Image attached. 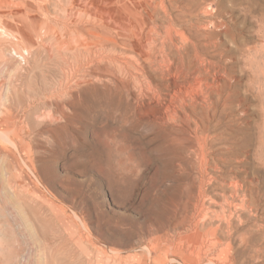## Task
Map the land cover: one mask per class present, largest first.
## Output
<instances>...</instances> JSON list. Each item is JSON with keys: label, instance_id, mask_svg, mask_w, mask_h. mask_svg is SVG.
Wrapping results in <instances>:
<instances>
[{"label": "rangeland", "instance_id": "obj_1", "mask_svg": "<svg viewBox=\"0 0 264 264\" xmlns=\"http://www.w3.org/2000/svg\"><path fill=\"white\" fill-rule=\"evenodd\" d=\"M152 1L0 0V264H264V0Z\"/></svg>", "mask_w": 264, "mask_h": 264}, {"label": "bare ground", "instance_id": "obj_2", "mask_svg": "<svg viewBox=\"0 0 264 264\" xmlns=\"http://www.w3.org/2000/svg\"><path fill=\"white\" fill-rule=\"evenodd\" d=\"M147 1H148V0H147ZM151 1H152V0H151ZM156 1H158V0H155L154 2H156ZM171 1H172V0H170V2H171ZM152 2H153V1H152ZM101 3H102V2H101ZM158 3L160 4V6L163 7L164 2H163L162 0H159ZM171 3H172V2H171ZM150 4H151V3H150ZM153 4H154V3H153ZM188 4H189V3H188ZM188 4H186L185 6L182 5L181 7H182V8L184 7V9H185L186 6L189 7ZM155 5H156V4H155ZM175 5H176V4H175ZM175 5H174V6H175ZM177 5H178V4H177ZM192 5H193V4H192ZM160 6H159V7H160ZM164 6H165V5H164ZM162 7H161V8H162ZM176 7H177V6H176ZM178 7H179V5H178ZM181 7H180V8H181ZM148 8H149V7H148ZM150 8H151V7H150ZM164 8H165V7H163L162 10H163ZM151 9H153V8H151ZM153 10H154V9H153ZM176 10H178V12H179V9H176ZM180 11H181V10H180ZM181 13H184V12L181 11ZM181 13H180V15H182ZM167 14H168V13H167ZM167 14H166V15H167ZM203 14H204V13H203ZM184 15H185V13H184ZM186 15H188V14H186ZM186 15H185V16H186ZM167 16H168V15H167ZM192 16H194V15H192ZM196 17H197V16H196ZM192 18H193V17H192ZM178 19H179V17H178ZM185 19H186V18H185ZM187 19H188V18H187ZM176 20H177V18H176ZM188 20H189V19H188ZM188 20H187V21H188ZM196 20H197V19H196ZM183 21H185V20H183ZM187 21H185V22H187ZM200 21L203 22L202 20H200ZM204 22H205V21H204ZM263 22H264V20H263ZM170 23H171V22H170ZM188 23H189V24H188ZM188 23H187V24L190 25V27H191V25H194V24H195V25L192 26V27L197 28V30H203V31H204L205 29H207L205 25H202L201 23H195V22H192V20H190V22L188 21ZM193 23H194V24H193ZM180 24H181V23H180ZM183 24H186V23H183ZM183 24H182V25H183ZM187 24H186V25H187ZM154 25H155V24H154ZM182 25H181V26H182ZM222 25H224V24L222 23ZM222 25L220 24L219 26H222ZM168 26L170 27V25H168ZM173 27H174V25H173ZM183 27H184V26H183ZM185 27H187V26H185ZM217 27H218V26H217ZM167 28H168V27H167ZM164 29H165V27H164ZM164 29H163V30H164ZM174 29H175V27H174ZM176 29H177V28H176ZM176 29H175V30H176ZM187 29H189V27H188ZM190 29H191V28H190ZM190 29H189V30H190ZM192 29H193V28H192ZM167 30H168V29H167ZM172 30H173V28H172ZM180 30L182 31V29H180ZM197 30H196V31H197ZM207 30H208V29H207ZM178 31H179V29H178ZM181 31H180V33H181V39H180V42H181V40H182L181 43L183 44V43H186V41H189L190 39L188 40L189 37H185V35H187V34H184V35H183L182 32L184 33V31H182V32H181ZM156 32H157V31H156ZM197 32H198V31H197ZM154 33H155V32H154ZM176 33L178 34L179 32H176ZM176 33H175V34H176ZM203 33H204V32H203ZM203 33H202V34H203ZM209 33H210V32H209ZM151 34H152V33H151ZM156 34H157V33H155V35H156ZM158 34H159V32H158ZM175 34H174L173 38L175 37ZM205 34H206V33H205ZM205 34H204V35H205ZM159 35H160V34H159ZM159 35H158V36H159ZM164 35H166V34H164ZM169 35H170V34H169ZM208 35H209V34H208ZM166 36H167V35H166ZM205 36H206V35H205ZM156 37H157V35H156ZM169 37H170V36H169ZM177 37H179V35H178ZM190 37H191V35H190ZM170 38H171V37H170ZM182 38H185V40L182 39ZM205 38H206V37H205ZM205 38H204V39H205ZM159 39H160V38H159ZM162 39H163V37H162ZM162 39H161V41H163ZM171 39H172V38H171ZM208 39H209V37L207 38V40H208ZM151 40H152V37H151ZM157 40H158V38H157ZM165 40H166V39H165ZM165 40H164V42H165ZM172 40H174V39H172ZM207 40H206V41H207ZM159 41H160V40H159ZM166 41H167V40H166ZM192 41H193V40H191L190 43L188 42L189 45L192 44ZM212 41H213V40H212ZM212 41H211V42H212ZM172 42H174V41H172ZM175 42L177 43V39H175ZM175 42L172 43V44H173V45H176ZM211 42H210V44H212ZM157 43H158V42H157ZM161 43H162V42H161ZM166 43H167V42H165V44H166ZM168 43H169V42H168ZM170 43H171V42H170ZM170 43H169V44H170ZM188 43H186L187 45H186V44H185V45L188 46ZM196 43H197V42H196ZM196 43H194V41H193V44H194V45H195ZM203 43H204V44H202V45H205L206 42H204V40H203ZM215 43H216V42H215ZM153 44H156V42L153 43ZM159 44H160V43H159ZM162 44H163V43H162ZM197 44H198V43H197ZM213 44H214V43H213ZM150 45H151V44H150ZM150 45H149V46H150ZM166 45H168V44H166ZM183 45H184V44H183ZM185 45H184V46H185ZM198 45H199V44H198ZM207 45H209V44H206V46H207ZM106 46H107V45H106ZM152 46H154V45H152ZM152 46H151V48H153ZM156 46H157V45H156ZM156 46H154V47H156ZM163 46H164V45H162V47H163ZM184 46H183V47H184ZM192 46H193V45H191V47H192ZM195 46H196V45H195ZM206 46H205V47H206ZM165 47H167V46H165ZM170 47H171V46H170ZM172 47H173V49H174V46H172ZM176 47H177V46H176ZM180 47H182V45H181ZM180 47H179V48H180ZM183 47H182V48H183ZM189 47H190V46H188V48H189ZM207 47H208V46H207ZM144 48H145V47H144ZM151 48H150V49H151ZM160 48H161V47H160ZM160 48H159V49H160ZM168 48H169V47H168ZM179 48H177V49L179 50ZM184 48L187 50V47H184ZM193 48H194V46H193ZM150 49H149V50H150ZM161 49H162V48H161ZM185 49H183V50H185ZM195 49L198 50L196 47H195ZM195 49H194V50L192 49V50H193V53H194ZM147 50H148V49H147ZM151 50H152V49H151ZM162 50H165V49L163 48ZM169 50H172V49L169 48ZM186 50H185V51H186ZM155 51H156V50H155ZM174 51H175V49H174ZM181 51H182V50L180 49V53H177L178 51L176 52V54H175L174 52H173V53H174V55H177L179 58H181V60H183V57H184V56L181 57V56H182V55H180V54L182 53ZM187 51H188V50H187ZM145 52H148V51H145ZM169 52H170V51H169ZM195 52H196V53H195V56H196V54H198L199 51H198V52L195 51ZM153 53H154V52H153ZM161 54H162V53H161ZM165 54H166V53H164V55H165ZM167 54H168V53H167ZM167 54H166L165 56H168ZM170 54H171V53H169V55H170ZM152 55H153V54H152ZM187 55H188V54H187ZM193 55H194V54H193ZM162 56H163V55H161V58H162ZM189 56H190V55H189ZM197 56H198V55H197ZM146 57H147V56H145L144 58H146ZM159 57H160V56H159ZM159 57H158V58H159ZM178 57H177V58H178ZM186 57H187V56H186ZM190 57H191V59H192V58L194 59V57H192V56H190ZM153 58H154V57H153ZM156 58H157V57H156ZM161 58H160V59H161ZM172 58H174V57H172ZM179 58H178V59H179ZM196 58H198V57H196ZM196 58H195L194 60H193V59H192V60L189 59V60H190V63H192L191 61H194L195 64H196V63H197V62H196V61H197ZM101 59H102V58H101ZM147 59H149V58L147 57ZM166 59H167V58H166ZM168 59H169V58H168ZM178 59H176L177 63H179L178 61L180 60V59H179V60H178ZM187 59H188V58H187ZM162 60H164V59H162ZM162 60H161V61H162ZM169 60L171 61L172 59L170 58ZM174 60H175V59H174ZM203 60H205V59H203ZM123 61H124V60H123ZM148 61H150V60H148ZM153 61H154V59H153ZM159 61H160V60H159ZM167 61H168V60H167ZM172 61H173V60H172ZM201 61H202V60H201ZM201 61H200V62H201ZM157 62H158V61H157ZM164 62H165V61H164ZM168 62H169V61H168ZM168 62H167V63H168ZM174 62H175V61H174ZM184 62H185V61H184ZM184 62H182V63H184ZM194 62H193V63H194ZM203 62H204V61H202V63H203ZM205 62L208 63V61H205ZM205 62H204L203 64L200 63V65L202 64L203 67H204ZM209 62H210V61H209ZM211 62H212V61H211ZM112 63H113V62H112ZM150 63H151V61H150ZM150 63H149V64H150ZM152 63H153V62H152ZM169 63H171V62H169ZM177 63L175 64V66H177V68H178V64H177ZM180 63H181V62H180ZM180 63H179V64H180ZM190 63H189V61H188L187 64L190 65ZM193 63H192V64H193ZM213 63H214V62H213ZM119 64H120V63H119ZM126 64H128V63H126ZM165 64H166V63H165ZM171 64L173 65V62H172ZM171 64H170V65H171ZM121 65H122V64H121ZM161 65H162V64H161ZM170 65H169V66H170ZM181 65H182V64H180L179 66H181ZM200 65H199V66H200ZM202 65L200 66L201 69L203 68ZM216 65H217V64L212 65V66H215V67H212L211 65H209V66L212 67L213 70H214V68L219 67V66H216ZM122 66H123V65H122ZM125 66H126V65H125ZM128 66H129V65H128ZM157 66H159V64H158ZM169 66H168V67H169ZM173 66H174V65H173ZM194 66H196V65H194ZM197 66H198V64H197ZM197 66H196V67H197ZM130 67H131V66H130ZM170 67H171V66H170ZM185 67H186V66H185ZM187 67H188V66H187ZM187 67H186V68H187ZM134 68H135V67H134ZM134 68H133V69H134ZM159 68H162V67H159ZM165 68H166V65H165ZM171 68H172V67H171ZM182 68H183V70H182ZM182 68L180 69V72H181V70H182V72H183L184 69H186V68H184V67H182ZM212 68H211V71H213ZM221 68H222V67H221ZM120 69H121V68H120ZM153 69H154V68H153ZM162 69H163V68H162ZM166 69L168 70L169 68H166ZM166 69H164V70L166 71ZM173 69H175V68L173 67ZM178 69H179V68H178ZM190 69H191V68H190ZM204 69H205V68H204ZM218 69H219V68H218ZM218 69H217V70H218ZM169 70H170V69H169ZM169 70H168V72H169ZM175 70H176V69H175ZM175 70H174V71H175ZM199 70H200V69H199ZM205 70H206V69H205ZM134 71H135V70H134ZM172 71H173V70H172ZM186 71H187V69H186ZM186 71H184V72L186 73ZM188 71H189V69H188ZM196 71H198V69H197ZM206 71H207V70H206ZM209 71H210V70H209ZM221 71H222V70L220 69V72H221ZM125 72H126V71H125ZM139 72H141V71L139 70ZM139 72H138V73H139ZM216 72H218V71H216ZM224 72H225V70H224ZM160 73H161V72H160ZM160 73H159V74H160ZM202 73H203V70H202ZM214 73H215V72H214ZM225 73L227 74V72H225ZM131 74H133V73H131ZM161 74H162V73H161ZM161 74H160V75H161ZM166 74H167V71H166ZM170 74L172 75L173 72H170L169 75H170ZM186 74H187V73H186ZM195 74H199V76L201 75V74H200V71H199V73L196 72ZM204 74H205V73H204ZM206 74H207V73H206ZM206 74H205V75H206ZM209 74H211V73L209 72L208 75H209ZM215 74H216V73H215ZM127 75H128V74H127ZM164 75H165V74H164ZM171 75H170V76H171ZM174 75H175V74H174ZM162 76H163V75H162ZM192 76H194V73L192 74ZM195 76L197 77V75H195ZM199 76H198V78L195 77V79H194L195 82H193V83H195L196 85H198V84L201 85V83H202L203 81L206 82V80L199 79V78H201V77H199ZM211 76H212V75H210L209 77H211ZM214 76H215V75H214ZM216 76H217V75H216ZM226 76H227V75H226ZM126 77H127V76H126ZM177 77H179V75H178ZM184 77H185V76H184ZM184 77H182V75H180V78H184ZM203 77H205V76L202 74V78H203ZM221 77H222V76H221ZM167 78H168V77H167ZM206 78H207V76H206ZM212 78H213V77H212ZM227 78H229V77H227ZM127 79H128V77H127ZM169 79H170V77H169ZM171 79H172V78H171ZM209 79H211V78H209ZM209 79H208V80H209ZM219 79H221V78H219ZM173 80H174V78H173ZM173 80H172V81H173ZM181 80H182V79H181ZM188 80H189V79H188ZM200 80H202V81H200ZM208 80H207V81H208ZM211 80H212V79H211ZM211 80H210V81H211ZM216 80H218V79H216ZM135 81H136V80H135ZM175 81H176V80H175ZM189 81H190V80H189ZM213 81H214V80H213ZM219 81H220V80H219ZM200 82H201V83H200ZM216 82H217V81H216ZM137 83H139V82H137ZM191 83H192V82H191ZM203 83H204V82H203ZM203 83H202V84H203ZM208 83H210V82L208 81ZM208 83H207V84H208ZM131 84H132V83H131ZM173 84H174V83H173ZM181 84H182V83H181ZM184 84H185V83H183V85H184ZM186 84H187V83H186ZM188 84H190V83L188 82ZM207 84H206L205 87H207ZM213 84H215V82H214ZM169 85H170V84H169ZM200 85H199V86H200ZM223 85H224V83H223ZM184 86H186V85H184ZM184 86H183V87H184ZM189 86H190V85H189ZM192 86H193V84H192ZM194 86H195V85H194ZM202 86H204V85H202ZM202 86H201V87H202ZM215 86H216V84H215ZM215 86L209 84L208 87H209V89L211 88V91L208 90L209 92H207V93L210 94V92H211V93H212V92H214V93L216 92L215 94L219 97V93H221V91L218 93L219 90H217ZM219 86H221V85H219ZM219 86H217V88H218ZM181 87H182V85H181ZM201 87H200L199 89H201ZM205 87H204V88H205ZM208 87H207L206 89H208ZM169 88H170V87H169ZM175 88H176V87H175ZM195 88H196V86H195ZM195 88L192 87V89H195ZM219 88H220V87H219ZM221 88H222V87H221ZM139 89H140V88H139ZM151 89H153V88H151ZM190 89H191V86H190V88H183V90H182V88H181L180 90L178 89L180 92H179V94L177 93L178 95H177L176 97H174V99L172 98V95H171L170 91H168V89L166 90V91H168V92L170 93V95H171V97H170L171 100H170V101L167 100V101H169L170 103H171V101H172V103H173V100H174L177 104L175 103V105H171V106H172L171 108H170V107H169V108H168V107L165 108L166 110L164 111V108H163V107L166 106V103H164L165 106L162 107V108H163V111H164V113H162V114H164V115L161 114V115L163 116V118H161V120L163 121L164 119H168V118H169L171 121H176V120L178 119V121H176V122L178 123V125H177V123L175 124V126L177 125L178 127L176 126L175 130H179V131H182V132L185 131V130H184V125H185V124H186L187 126H189L190 123H193V125H194V126H193V127H194V130H191V131H193V133L195 134V135H193V136L196 137L197 144H198V147H199V148H198V149H199L198 151L200 152V151L205 150V149H203V148L205 147V145L207 144V141H208V139H207V137H206L205 135L200 134V132H201L206 126H205V125H200V124H199V121L197 122V120H195L194 115L197 114V112H198L199 109H201V110H202V109H205L203 103L206 104L207 102H205V101H207V100H208L209 98H211V97L208 98L209 95L206 94V97H205V96L203 97L204 99H202V98L200 99L199 96H197L196 94H193V95L196 96V98L198 97V98L200 99L201 102H198V100H191L190 97H188L189 94H190V92H191ZM196 89H197V88H196ZM196 89H195V90H196ZM199 89H197V90H199ZM206 89H203V88H202L201 90H202V91H203V90L206 91ZM154 90H155V88L152 90V92H153ZM156 90H157V89H156ZM156 90H155V91H156ZM176 90H177V89H176ZM195 90H194V92L197 91V90H196V91H195ZM222 90H223V89H222ZM149 91H150V90H149ZM155 91H154V92H155ZM192 91H193V90H192ZM202 91H198V92H200V93H198V94H201ZM154 92H153V93H154ZM156 92H157V91H156ZM156 92H155V93H156ZM173 92H174V91H173ZM175 92H176V91H175ZM177 92H178V91H177ZM150 93H151V92H150ZM153 93H151V95H152ZM158 93H159V92H158ZM169 93H168V95H169ZM191 93H192V92H191ZM202 93H203V92H202ZM204 93H206V92H204ZM222 93H223V92H222ZM161 94H162V93H161ZM163 94H164V93H163ZM173 94H174V93H173ZM175 94H176V93H175ZM148 95H149V94H148ZM165 95H167V93H165ZM201 95H202V94H201ZM157 96H158V95H157ZM162 96H163V95H162ZM162 96H161V97H162ZM211 96H212V95H211ZM220 96L222 97L223 95L220 94ZM154 97H155V96H154ZM154 97H153V99H154ZM166 97H167V96H165V98H166ZM186 97H188V98L190 99V100H188V98H187L188 103H186V101H185ZM192 97H193V96H192ZM218 97H217V98H218ZM151 98H152V97H151ZM156 98H157V97H156ZM156 98H155V99H156ZM193 99H195V97H194ZM221 99H222V98H221ZM150 100H151V99H149V102H150ZM156 100L158 101V99H156ZM160 100H162V98H160ZM163 101H164V100H163ZM163 101H161V102H163ZM208 101H209V100H208ZM146 102H148V101H146ZM151 102H153V101H151ZM151 102H150V103H151ZM155 102H156V101H155ZM214 102L216 103V101H214ZM219 102H223V101H220V100H219ZM143 104H144V103H143ZM160 104H161V103H160ZM208 104H209V103H208ZM208 104H206V105H208ZM218 104H219V103H217V105H218ZM222 104H223V103H221V105H220V104H219V105L222 106ZM157 105H158V104H157ZM212 105L214 106L213 103H212ZM143 106H144V105H143ZM145 106H146V105H145ZM153 106H154V105H153ZM159 106H160V105H159ZM220 106H219V107H220ZM232 106H233V105H232ZM232 106H231V107H232ZM146 107H148V106H146ZM150 107H152V106H150ZM154 107H155V106H154ZM205 107H206V106H205ZM209 107H210V106H209ZM209 107H208V108H209ZM215 107H216V104H215ZM222 107H223V106H222ZM233 107H234V106H233ZM211 108H212V107H211ZM142 109H143V107H142ZM156 109H157V108H156ZM212 109L214 110V108H212ZM145 110H146V108H145ZM149 110H151V109H149ZM161 110H162V109H161ZM178 110L181 112V116L178 115V113H179ZM201 110H200V112H201ZM207 110H208V109H207ZM207 110H205V111H207ZM209 110H210V109H209ZM153 111H155V110L153 109ZM157 111H159V110H157ZM211 111H212V110H211ZM145 112H146V114L148 113V111H145ZM161 112H162V111H160V112H158V113H161ZM207 112H208V111H207ZM149 113H150V111H149ZM151 113H152V110H151ZM155 113H156V112H155ZM201 113H202V112H201ZM149 115H150V114H149ZM157 115H158V114H157ZM199 115H200V114H199ZM150 116H152V115H150ZM201 116H202V115H201ZM201 116H199V117L201 118ZM206 116H207V113H206ZM155 117H156V116H155ZM196 117H198V116H196ZM199 117H198V118H199ZM153 118H154V117H153ZM156 118L158 119V117H156ZM202 118H203V117H202ZM159 119H160V118H159ZM159 119H158V120H159ZM200 120L204 122V120H202V119H200ZM162 121H161V122H162ZM210 121H211V120H210ZM164 122L166 123V120H164ZM168 122H170V121H168ZM168 122H167V123H168ZM203 122H202V124H203ZM213 122H215V121H213ZM158 123L160 124V121H159ZM162 123H163V122H162ZM167 123H166V124H167ZM170 123H171V122H170ZM173 123H174V122H173ZM173 123H172V125H173ZM163 124H164V123H163ZM215 124H216V123H215ZM217 124H218V123H217ZM169 125H170V124H169ZM169 125H168V126H169ZM161 126H162V125H161ZM165 126H166V125H165ZM170 126H171V125H170ZM190 126H192V125H190ZM166 128H167V126H166ZM185 128H186V127H185ZM162 129H163V128H162ZM168 129H170V130L172 131V127H169ZM163 130H164V129H163ZM170 130H169V132H170ZM173 130H174V128H173ZM166 132H168V131H166ZM175 132H176V131H175ZM186 132H187V131H186ZM172 134H173V133H172ZM177 134H178V132H177ZM177 134H176V135H177ZM179 134H180V133H179ZM179 134H178V135H179ZM182 135H183V134H182ZM168 136H169V134H168ZM187 136H189V135H187ZM171 137H172V135H171ZM176 137H177V136H176ZM183 137H185V136H183ZM260 137H261V136H260ZM260 137H259V138H260ZM181 138H182V137H181ZM219 138H220V137H219ZM221 138H222V137H221ZM177 139H179V138H177ZM185 139H186V138H185ZM194 139H195V138H194ZM199 139H200L201 141H200ZM196 140H195V141H196ZM219 140H220V139H219ZM258 140H259V139H258ZM177 141H178V140H177ZM179 141H181V140H179ZM184 141H185V140H184ZM187 141H188V139H187ZM185 142H186V141H185ZM259 142H260V141H259ZM178 143H179V142H178ZM183 143H184V142H183ZM181 145H183V144H181ZM210 147H211V145H210ZM181 148H182V147H181ZM206 148H207V147H206ZM208 148H209V147H208ZM182 149H183V148H182ZM183 150H184V149H183ZM210 150H211V149H210ZM199 179H200V178H199ZM201 179H202V178H201ZM201 179H200V180H201ZM202 180H203V179H202ZM202 180H201V181H202ZM202 183H203V182H202ZM199 184H200V183H199ZM234 184H235V183H234ZM237 184H238V182H237ZM237 184H236V187H237ZM224 185H225V184H224ZM199 186H200V185H199ZM199 186H198V187H199ZM232 186H233V185H231V187H232ZM224 187H225V186H224ZM233 187H234V186H233ZM233 187H232V188H233ZM236 187H235V188H236ZM200 188H201V187H200ZM202 188H203V187H202ZM204 189H205V188H204ZM233 190H235V189H233ZM236 190H238V189H236ZM198 191H199V193H200V190H198ZM204 191H205V190H204ZM202 193H203V192H201V194H202ZM203 194H205V193H203ZM199 195H200V194H199ZM244 195H245V194H244ZM201 196H202V195H201ZM201 196H200V197H201ZM226 196H227V195H226ZM242 196H243V195H242ZM202 197H203V196H202ZM206 197H207V196H206ZM224 198H225V197H224ZM201 199H202V198H201ZM241 199H242V198H241ZM226 202H227V201H226ZM227 204H228V203H227ZM238 204H239V203H238ZM241 204H242V202H241ZM234 205H235V204H234ZM243 205H244V203H243ZM242 207H245V206H242ZM238 208H239V207H238ZM238 208H237V209H238ZM240 209H241V208H240ZM235 211H236V210H235ZM238 211H239V210H238ZM213 218H214V217H213ZM210 219H211V218H210ZM220 219H221V218H220ZM239 221H240V220H239ZM208 222H210V221H208ZM189 223H190V222H189ZM228 224H229V223H228ZM240 224H241V223H240ZM226 227H227V226H226ZM213 231H214V230H213ZM214 232H215V231H214ZM231 234H232V233H231ZM202 241H203V240H202ZM211 242H212V241H211ZM209 246H210V245H209ZM200 249H201V248H200ZM203 253H204V252H203ZM212 255H213V254H212ZM196 257H197V255H196ZM198 258H199V257H198Z\"/></svg>", "mask_w": 264, "mask_h": 264}]
</instances>
